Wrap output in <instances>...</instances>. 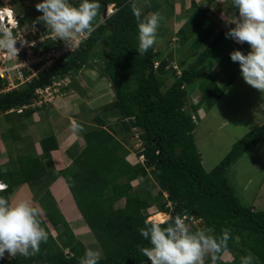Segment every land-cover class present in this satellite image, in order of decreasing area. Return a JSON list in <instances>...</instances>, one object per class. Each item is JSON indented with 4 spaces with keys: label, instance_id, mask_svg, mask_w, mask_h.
<instances>
[{
    "label": "trees",
    "instance_id": "16d2710c",
    "mask_svg": "<svg viewBox=\"0 0 264 264\" xmlns=\"http://www.w3.org/2000/svg\"><path fill=\"white\" fill-rule=\"evenodd\" d=\"M69 2L75 6L81 0ZM100 4L92 35L31 81L18 89L1 93L0 115L7 114L12 107L29 103L34 90L50 84L54 78L70 77L80 69L97 67L100 78H105L112 87L114 98L95 109L91 125L80 122L86 129L84 146L79 152L67 149L71 166L48 176L52 179L63 177L78 211L100 246L102 257L99 264L146 262L147 258L139 252L138 246L150 245L138 230L145 226L151 214L158 212L202 218L201 227L216 236L220 235L221 229L230 228L232 238L222 254L231 252V259L223 260L220 254L216 264H240L241 257L248 253L257 258L256 264H264V211L244 205L227 176L236 160L258 143L263 127H255L233 143L229 152L209 171L202 165L193 135L195 123L191 113L202 105L211 108L236 77L229 74L227 82L218 86L208 71V65L212 63L210 53L224 33H218L208 47L197 53L192 63L177 75L169 66L168 58L160 51H154L153 47L143 56L138 54V29L132 13V0H100ZM109 4H113L114 11L101 21L102 12ZM160 6L155 2L149 8L155 12ZM145 8H140L142 17L149 12ZM189 10L193 13L177 34L180 44H184L187 35H179L184 33L186 24L191 23L192 29L199 32L203 27L191 44L197 52L213 27L205 24L206 12L196 3H191ZM25 18L30 23L39 24ZM38 27L44 33L48 32L45 25ZM27 38L30 39V35ZM50 45L52 39L47 38L30 49L36 53L47 50ZM25 55L23 49L18 57ZM185 62L186 59L180 60L182 66ZM202 69L206 74L200 77ZM165 75H171V83L167 84ZM2 83L0 80V87H3ZM194 89L200 92V99L188 109L185 99ZM33 111L26 109L18 115L29 118ZM83 116L87 117V113L84 112ZM14 129L12 126L8 133L13 135ZM134 129H137L141 142L136 155L142 154L144 160L132 165L126 160L125 142L127 136L134 134ZM39 145L48 158L58 147L52 135L40 139ZM23 160L19 170L15 171L20 174L12 176L17 179L11 178L7 183L5 195L15 184L45 174L42 163L39 165L30 156ZM136 179L141 181L134 186L132 181ZM152 186L158 189L155 195H152ZM120 200L123 205L116 206ZM43 207L57 236H52L41 220L48 232V240L40 245L39 253L28 258L20 255L3 258L0 264H79L86 252L83 244L76 239L53 199ZM193 212L196 215H192ZM64 249L69 254H65ZM205 264H211L210 256L206 257Z\"/></svg>",
    "mask_w": 264,
    "mask_h": 264
},
{
    "label": "clouds",
    "instance_id": "9594fccd",
    "mask_svg": "<svg viewBox=\"0 0 264 264\" xmlns=\"http://www.w3.org/2000/svg\"><path fill=\"white\" fill-rule=\"evenodd\" d=\"M232 5L238 15H233L232 19L228 21L235 26L229 28L225 36L237 44L247 43L250 50L247 54L240 50H233L229 54L230 59L239 64L243 80L260 93H264V0H232ZM35 7L42 14L37 17V22H42L56 39L63 41L72 50L71 45L74 41L80 42L81 38H88L95 31L94 21L100 13L101 4L100 0H81L79 5L75 6L69 0H40ZM103 11L104 16L101 15V21L113 13V4L107 5ZM132 13L138 29L137 52L143 56L157 43L158 29L163 17L159 12L142 17V10L135 6L132 7ZM14 14L17 27L20 29L35 27L20 25V16L15 12ZM14 31L15 26L10 28L6 19L0 16V51L6 52L9 58L17 59L20 48H17L16 44L19 41L23 46L26 41L18 40ZM155 63L154 67L157 66V62ZM49 66L42 68L31 79L25 80L16 88L2 91L0 94L18 89ZM36 67L38 68L39 65ZM176 74L180 75L181 72H176ZM26 75L29 74L26 72ZM60 79L66 82L65 85L60 86V94L44 102L41 106L26 109L42 108L52 104L58 96L64 95L66 89H69L71 80L69 77ZM60 79L54 78L52 81ZM34 95L27 104L32 102ZM23 105L10 108L7 114L23 113L26 109H23L22 112L16 111ZM70 131L74 137L79 138L86 129L82 123L72 119ZM136 141H140L138 134ZM140 148L141 146L137 150L139 151ZM138 160L142 162L144 156L138 155ZM68 179L71 180V178ZM7 189L8 184L0 180V193L6 192ZM40 217L41 210L34 207L31 201L19 200L13 203L5 196L0 195V259L5 258V254L8 257L20 255L28 258L39 253L40 245L48 240V232L42 226ZM202 224V218L195 216L189 217L180 214L170 216L167 213H161L155 220L145 221V226L138 230L141 237L150 245L148 247L138 246V250L150 264H205V258L209 256L211 264H216L220 254L228 249V242L232 238L231 229L225 227L221 229L220 235L216 236L209 234L207 228L201 227ZM100 259V251L88 249L80 258L79 264H99ZM256 261L257 258L252 253H248L241 257L240 264H256Z\"/></svg>",
    "mask_w": 264,
    "mask_h": 264
},
{
    "label": "rangeland",
    "instance_id": "374dc122",
    "mask_svg": "<svg viewBox=\"0 0 264 264\" xmlns=\"http://www.w3.org/2000/svg\"><path fill=\"white\" fill-rule=\"evenodd\" d=\"M133 1L135 7L137 8L146 7L145 10H149V12H147V16L153 13V11L149 8L151 5H155V2H159L161 4L160 8L157 11H155L161 14L163 20L161 21L160 27L158 29L157 47L154 48L160 51L163 57L168 53H173L174 55H177L175 57L176 64H178V61H180L181 59L182 60L186 59L183 68H186L190 63H192V61L197 57V53L199 52H196V50L192 48L191 44L192 41L198 35V33H200L203 30V27L199 32L198 30L192 29L191 23L186 24V26L183 29L184 33H181L179 36L183 37L184 34L187 35V41H185V43L181 45L182 47H179V45L177 44L179 43V38L177 34L172 35V33H174L173 32L174 21L181 19L178 10L181 9L183 0H179L178 3H174V0H133ZM152 1H154V3H152ZM20 2L21 0H19L18 2L16 1L13 2L12 0V2L8 4H10L11 6L13 5L17 9L18 7H20V9L23 10L22 11L23 14L25 15L24 11L26 10L28 11V9L26 8L27 6L28 8H32L34 11H37L35 5L39 3L40 0H22L23 3ZM14 3H18V4H16L15 6ZM192 13L193 10H190L186 16V19ZM26 17L31 21L32 20L37 21L38 16L34 14V15H27ZM19 20L21 25L23 19L20 17ZM171 38L174 39L171 40ZM229 46L230 45L227 40L222 41V43L213 50L211 55L212 59L210 60V62L212 63L208 65V69H209L211 64L218 61L217 65H220L219 67L220 71H217L216 74H214V76L216 77V80L218 82H221L222 86L227 82L225 79L227 78V75L229 74L236 75L239 71V64L237 62L231 61L229 54L233 50H240L244 54H247V52L250 50L247 43L237 44L235 42L234 46L231 44V47L225 53L226 48ZM201 49L202 48L200 47L198 50L200 51ZM173 64L175 63H170L172 68L174 66ZM203 67H205V64ZM90 69L88 68L80 69L76 72H73V74H71V76L74 77L72 79H74L75 84L79 85L80 91L82 89L87 91V93L85 92L86 93L85 95L84 93L77 90H74L71 93V101L73 104H76L77 107H75L72 111H70L69 114L72 119H75L78 122L80 121L84 122L87 125H91L93 123L90 121L92 116L95 114V109L106 104L107 103L106 101L108 99L112 100L114 98V92L112 87H110V89L99 91L101 88L100 85L101 83L97 84L99 79L96 80L97 79L96 73H99L98 69L95 66L92 68L93 70ZM204 74H206V71H203L202 69V73L200 74V77L205 76ZM71 76L69 77L70 79ZM165 76H166L165 80L167 81V84L171 83L173 80L171 75H165ZM198 83L199 82L197 81V84ZM85 96L89 97L87 98L88 100L86 102L91 103V104H87V106H91L90 108L91 111L89 113L86 112L88 118L84 119L81 114L83 112V109L81 107L83 108L87 107L86 103L84 102V100H86ZM263 98H264V93H260L258 90L252 88L243 80L242 77H240L238 78V83L232 84L231 87H228L224 91L223 95L217 100V102L211 108L206 109L205 106L202 105L201 107L196 109L197 110L196 112L191 113V117L193 119V122L195 123V128L193 131L194 140L197 149L201 155L202 165L206 171L211 170L216 164L219 163V161L229 152L233 143L241 139L243 136H245L246 133H248L256 126H258L257 122L264 118ZM199 99H200V92L197 89H194L193 92H188L185 99L186 108L190 109V106L197 103ZM200 112H203L205 114L202 116ZM40 113L44 114L43 111H41ZM40 113L38 114L41 117ZM15 117L16 115L13 113L8 115L7 114L0 115V122H2V127L0 128L1 140L5 139L3 137V132L1 131L3 126H5V124L3 123H7L9 125L10 123H13V119ZM57 117H59V115H57ZM71 118H69V120ZM260 125L264 126V124H260ZM19 126L20 125H18V130H19ZM38 126H39L38 127L39 130L43 128L42 124ZM33 128L34 125L31 127V129L33 130ZM56 133L57 132H55V134ZM4 134L6 137H8V132L4 131ZM67 134H68V130L66 132V136ZM136 138H137V130H134V134L127 136L126 137L127 142H125L126 148H128L130 151L134 153L137 151L136 149L141 146V142L136 141ZM5 140L8 141L7 139ZM10 141H9V146H12ZM255 146L256 148L254 150H252L253 148L252 146L240 158L236 160V162L233 164L234 166H231L229 168L227 172V176L230 179L232 185L236 190V193L239 195L244 205L253 206L255 210L264 211V127L262 129V137L261 139H259L257 145ZM78 148H80V146L77 145L76 150H78ZM129 150L126 149L127 153H129ZM21 157L22 155H20L19 159ZM131 158L128 157L127 160H133L132 163H135V159L133 158L131 159ZM25 160L26 158L23 161ZM249 178H250V182L247 183V180ZM140 181L141 179L133 180L132 184L137 185V183ZM26 186L30 188V185L26 184ZM31 189L28 190L29 195L31 193L36 192V191L31 192ZM157 190L158 189L155 186L154 187L152 186L151 187L152 195H155L157 193ZM115 205L122 206L123 200H120ZM149 219L155 220L152 218V216ZM52 234L54 236L55 235L57 236L56 231L53 232L52 230ZM85 238L88 241H91V243L95 245L92 250H98L101 252L100 246L98 245L94 236L91 233L86 235ZM85 245L87 246V243ZM221 258L226 261L228 259H231V252L230 254L228 253L222 254Z\"/></svg>",
    "mask_w": 264,
    "mask_h": 264
},
{
    "label": "crops",
    "instance_id": "0c3cea01",
    "mask_svg": "<svg viewBox=\"0 0 264 264\" xmlns=\"http://www.w3.org/2000/svg\"><path fill=\"white\" fill-rule=\"evenodd\" d=\"M14 1L18 2L19 0L18 1L13 0V2ZM178 1L179 0H174V3H178ZM11 2L12 0L10 1L0 0V3H2L0 4V6H8L12 8L14 12L23 19L21 25L26 26V27L44 25L42 22H39V24L33 23V22L30 23L25 18L27 15H34V13H36L37 16L39 17L40 15H42L40 12L34 11L32 8H28L27 6L26 8L28 9V11L27 10L24 11L25 12V15H24L22 12L23 10H21L20 7L17 6L18 7L17 9L13 5L11 6L10 4H8ZM132 2L134 3L133 0ZM20 3H23L22 0ZM182 3L183 4L181 6V9L178 10V13L180 14L181 19L174 21L173 23L174 33H172V35L177 34V30L185 22L186 16L188 12L190 11L189 8L191 6V3H196L200 7V9H203L206 12L205 24L213 27L211 34L204 40V42L202 43L200 47L202 49L208 47V45L214 40V37L218 33H221V32L224 33V37L217 44V46L220 45L222 41L227 40L230 46L226 48L225 53L231 47V44L234 46L235 42L231 38H226L225 36V33L228 31V29L235 26L234 24L228 23V21L232 19L233 15H238L237 10L232 5V0H183ZM14 4L16 6V4L18 3H14ZM172 39L174 38H171V40ZM177 44L179 45V47H182L181 46L182 44H180V42ZM154 47H157V43L153 46V49L154 51H158ZM202 49L200 51L198 50L197 52H201ZM212 52L210 53L211 59H212L211 57ZM176 56L177 55H174L173 53H168L164 55V57L168 58L169 60V66L172 65V64L170 65V63H175L173 64L174 65L173 67L176 68L175 69L176 72H180L182 71L183 66L180 64V61H178V64H176L175 62ZM217 62H214L213 64H211L208 71L213 76L218 86H222L221 82H218L216 80V77L214 76V74H216L217 71H220L219 70L220 65H217ZM177 66L180 71L177 69ZM90 70H93V69H90ZM240 77L242 76L240 75V70H239L232 84L238 83V78ZM96 78H97L96 80L99 79L97 84L101 83L100 84L101 88L99 91L110 89L111 87L110 84L106 81L105 78H100L99 73H96ZM225 79L227 81L228 75H227V78ZM232 84L229 87H231ZM66 90L67 91L64 93V95L58 96L52 104L44 106L39 109H35L33 113L30 114L29 118H27L24 115L19 116L15 114L16 117L13 119L14 124L10 123L8 125L7 123H3L5 124V126H3L1 131L3 132V137L7 139L8 141H6L5 139L3 140L0 139V173H1L0 180H3L6 183H8L11 181V178H16L12 176H17L18 174H20L19 171L18 173L15 171L19 170V168L22 165L21 160L25 159L26 156H30L34 160H37L39 165L42 163V165L44 166L43 171L45 174L32 181L19 182L15 184L14 186H12L11 191L8 192L6 195L5 193L3 194L0 193V195L5 196L10 202H13V203L19 200L31 201L34 207L41 210L40 219L45 222V224L47 225L51 233H52V230L53 232L56 230H54L51 227L50 223L48 222L45 212H44L43 204L47 203L50 199H53L60 213L64 217L65 221L68 223L76 239H78L83 244L85 250H88V249H93V247L95 246L93 243H91V241H88L85 238V236L91 232L88 226L86 225L85 221L83 220L80 212L78 211L63 177L58 176L55 179H52L48 176V174H50L51 172H57L68 166H71L72 160L67 154V149H72L73 151L79 152L84 146L83 133L80 134L79 138H76L71 134V131H70V121L72 120V118L70 117L69 113L75 107H77V105L73 104L71 101V93L74 90L80 91V87L79 85L75 84L74 79H72L71 86H69V89H66ZM80 92L84 93L85 95L87 93V91L82 90V89ZM85 98L86 100H84V102L86 103V106L87 104H91V103L86 102L88 100L87 98L89 97L85 96ZM110 101L111 100L108 99L106 102L108 103ZM263 101H264V98H263ZM81 108L83 109V112L81 113L82 116L84 112L89 113L91 111L90 109L91 106H87L84 108L81 107ZM41 111H43L44 114L40 113ZM38 113L41 114V117L39 116ZM200 114L203 116L205 113L200 112ZM57 115H59V117H57ZM69 118L71 119L69 120ZM83 118L84 119L88 118V116L87 117L83 116ZM40 124L43 125V128L41 130L38 129L39 127L38 125ZM260 124H264V118L257 122L258 126L264 127L263 125H260ZM18 125H20L19 130H18ZM33 125H34V128L32 130L31 127ZM12 126H15V129L13 130V135L8 133L9 138H7L4 134V131L9 132V129L12 128ZM1 127H2V122H0V128ZM67 130H68V134L66 136ZM55 132L57 133L55 134ZM16 134L18 135V137H14L16 136ZM46 135H52L55 138V141L58 146L57 149L52 150L50 152V156H51L50 158L45 156V154L42 152L40 145H39V140L42 139ZM9 141L11 142L12 146H9ZM77 145L80 146L78 150H76ZM255 148L256 146H253L252 150H254ZM126 149L129 150L128 148ZM137 151L134 153L129 150V153H127L126 155V160L128 157L130 158L132 157L133 159H135V163H136L138 161L137 160L138 157L136 155ZM20 155H22V157L19 159ZM127 161L132 165L135 164V163H132L133 160H127ZM248 182H250V178L247 180V183ZM26 184L30 185V188L27 187ZM29 189H31V192L32 191H36V192L31 193L29 195L28 194ZM161 213L163 212H158L155 214H161ZM155 214H151L148 217V219L151 218V216ZM52 236L54 235L52 234ZM86 243H87V246L85 245ZM101 257H102V251H101ZM9 258H11V256L8 257L7 254H5V259H9ZM142 264H150V262L147 260L146 262Z\"/></svg>",
    "mask_w": 264,
    "mask_h": 264
},
{
    "label": "built area",
    "instance_id": "2783aa9c",
    "mask_svg": "<svg viewBox=\"0 0 264 264\" xmlns=\"http://www.w3.org/2000/svg\"><path fill=\"white\" fill-rule=\"evenodd\" d=\"M0 16L6 19L10 28L15 26L14 35L18 40L22 41L24 39L26 41L23 46H21V44L16 45V47L20 48V50H26V55L23 58H19L18 56L17 59L9 58L6 52L0 51V80L3 81L2 84L4 86V88L0 89V92L16 88L20 83L31 79L37 74L39 70L51 65L57 59L72 51L82 41L87 39L81 38L80 42L74 41L71 45V50L63 41L56 39L54 34L49 29L48 32L44 33L43 29L36 26L28 29H20L17 27L15 14L9 7H0ZM27 35H30V39L27 38ZM32 35H34L35 38H33ZM47 38L52 39V45H50L47 50H40L36 53H33L30 48L36 43H39ZM36 65H39V67L37 68ZM25 71L29 75H26ZM65 84L66 82H64L63 79H60L53 80L51 84L43 88H37L35 90V95L32 102L30 104L18 107L16 111L22 112L23 109L29 107L33 108L36 106H41L44 102H47L54 96L60 94V86ZM64 252L65 254H69L68 250H65Z\"/></svg>",
    "mask_w": 264,
    "mask_h": 264
},
{
    "label": "bare ground",
    "instance_id": "6f19581e",
    "mask_svg": "<svg viewBox=\"0 0 264 264\" xmlns=\"http://www.w3.org/2000/svg\"><path fill=\"white\" fill-rule=\"evenodd\" d=\"M160 214H155L152 216L153 219H156L157 217H159Z\"/></svg>",
    "mask_w": 264,
    "mask_h": 264
},
{
    "label": "water",
    "instance_id": "95a60500",
    "mask_svg": "<svg viewBox=\"0 0 264 264\" xmlns=\"http://www.w3.org/2000/svg\"><path fill=\"white\" fill-rule=\"evenodd\" d=\"M102 16H104V11L102 12ZM192 214L196 215L194 212Z\"/></svg>",
    "mask_w": 264,
    "mask_h": 264
}]
</instances>
